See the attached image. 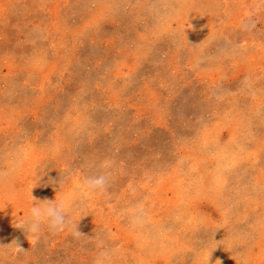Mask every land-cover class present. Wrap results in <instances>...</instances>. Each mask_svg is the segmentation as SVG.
Returning a JSON list of instances; mask_svg holds the SVG:
<instances>
[{"label": "rangeland", "instance_id": "rangeland-1", "mask_svg": "<svg viewBox=\"0 0 264 264\" xmlns=\"http://www.w3.org/2000/svg\"><path fill=\"white\" fill-rule=\"evenodd\" d=\"M30 190L81 236L17 228ZM210 252L264 264V0H0V264Z\"/></svg>", "mask_w": 264, "mask_h": 264}, {"label": "clouds", "instance_id": "clouds-1", "mask_svg": "<svg viewBox=\"0 0 264 264\" xmlns=\"http://www.w3.org/2000/svg\"><path fill=\"white\" fill-rule=\"evenodd\" d=\"M248 21H242L241 26L246 27ZM111 176L107 172H100L95 175L84 178V186L90 192L103 193L106 191ZM29 197L35 201L30 205L29 211L22 221L17 225V228L24 229L27 233L36 238L42 226H47L52 231H64L65 229L79 237L81 234L77 230V222L69 217V207L62 199H52L37 201L30 195ZM129 223L132 228L141 227L146 220V211L143 206L137 205L127 210ZM14 249L17 252H23L22 249L14 244ZM213 252V251H212ZM207 253L205 264H209L211 253ZM106 253H101V257L97 260V264H104ZM219 261V260H218ZM219 264L221 262L219 261Z\"/></svg>", "mask_w": 264, "mask_h": 264}]
</instances>
